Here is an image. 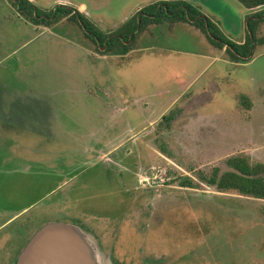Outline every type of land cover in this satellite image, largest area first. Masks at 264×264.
<instances>
[{"label":"rangeland","instance_id":"obj_1","mask_svg":"<svg viewBox=\"0 0 264 264\" xmlns=\"http://www.w3.org/2000/svg\"><path fill=\"white\" fill-rule=\"evenodd\" d=\"M64 1L33 3L89 11L111 33L178 0ZM184 1L230 40H247L251 13L238 0ZM256 39L251 62L236 64L194 26L162 24L138 36L129 58L100 63L104 48L79 25L37 27L0 0V264H17L56 223L93 236L103 264H264V200L201 180L228 171L241 146L264 150V23ZM242 96L257 108L251 122ZM186 179L196 188L181 187Z\"/></svg>","mask_w":264,"mask_h":264},{"label":"trees","instance_id":"obj_2","mask_svg":"<svg viewBox=\"0 0 264 264\" xmlns=\"http://www.w3.org/2000/svg\"><path fill=\"white\" fill-rule=\"evenodd\" d=\"M11 1L20 16L34 26L50 28L62 22L79 25L87 39L94 45L106 48L104 52H99L103 56H128L135 50L133 44L138 36L152 26L189 24L200 30L214 47L226 50L231 62L247 64L253 57H251L253 40L256 46V35L261 24L264 23V0H238L251 13L247 40L240 44L230 40L217 23L190 2L160 1L139 11L119 29L107 33L75 8L58 5L53 10L44 11L30 0ZM241 99L245 109L250 111L253 106L251 100L247 96H242ZM180 113V110H174L170 115L165 116L161 121V127L170 130ZM161 150L163 155L171 158V154L166 149ZM227 166L229 170L226 172L215 169L211 177L202 176V182L216 188L219 192L235 191L242 196L264 200V163L255 162L249 154L242 153L230 157L227 160ZM180 186L194 189L196 183L192 179H186Z\"/></svg>","mask_w":264,"mask_h":264},{"label":"water","instance_id":"obj_3","mask_svg":"<svg viewBox=\"0 0 264 264\" xmlns=\"http://www.w3.org/2000/svg\"><path fill=\"white\" fill-rule=\"evenodd\" d=\"M254 46L253 40L251 57ZM17 264H103V257L94 237L82 228L56 223L46 225L31 239Z\"/></svg>","mask_w":264,"mask_h":264},{"label":"crops","instance_id":"obj_4","mask_svg":"<svg viewBox=\"0 0 264 264\" xmlns=\"http://www.w3.org/2000/svg\"><path fill=\"white\" fill-rule=\"evenodd\" d=\"M32 2H35V0H31ZM59 2L60 3H62V2H64V4H66L67 3V1H64V0H59ZM77 10H79L80 11V9L79 8H77ZM82 11V10H81ZM82 13L83 14H85V15H87V17H88V19H90V21L91 22H93L96 26L97 25H100V24H102L103 22H101V21H94V18H93V15L89 12V11H82ZM220 27V26H219ZM222 30V29H221ZM104 31V30H103ZM115 31V30H114ZM147 31V30H146ZM144 34V33H143ZM142 34V35H143ZM141 35V36H142ZM59 38V37H58ZM241 43H244V42H240V44ZM137 49L135 48V50L133 51V52H131L129 55H128V58H129V56L130 55H132L135 51H136ZM224 51H226V50H224ZM107 57L108 56H99V55H97V61H99L100 63H102L103 61H105V60H108L107 59ZM118 57V56H117ZM101 72V71H100ZM99 87H102V86H99ZM90 90H92V91H90L91 92V94L93 95V97H97L98 96V92H96L94 89H91L90 88ZM103 91V90H102ZM93 92V93H92ZM104 92L108 95V97H109V94L107 93V87H104ZM184 108V107H183ZM257 113V108L255 107V105L253 104V106H252V109L250 110V111H247V113H246V116L248 117V119H249V122H251L252 121V116L254 115V114H256ZM264 114V113H263ZM187 116V119H186V122H189V124H186V128H187V130H192V128H194V122H196L197 121V119L199 118V115L197 114V115H193V116H191V115H186ZM188 116H190V117H188ZM156 117V116H155ZM151 119H153V117H151L150 118V120L148 121V122H150L151 121ZM159 119V118H158ZM157 119V117L156 118H154V120H158ZM148 122H146V123H148ZM204 128H202V130H203ZM128 130H129V132H128V134H134V131H135V127L133 126V124H131L130 122H129V120H128ZM123 145V144H122ZM220 148V147H219ZM236 148V147H235ZM235 148H233V149H235ZM239 148H243L244 149V153H246V154H249L251 157H252V159L253 160H255V161H257V162H260V163H264V156L262 157L261 155H260V153H262V151H264L259 145H253V146H241V147H239ZM233 149H228L229 151H231V150H233Z\"/></svg>","mask_w":264,"mask_h":264},{"label":"flooded vegetation","instance_id":"obj_5","mask_svg":"<svg viewBox=\"0 0 264 264\" xmlns=\"http://www.w3.org/2000/svg\"><path fill=\"white\" fill-rule=\"evenodd\" d=\"M87 232V231H86ZM10 261L8 259H5V264H11L9 263ZM18 262V261H17Z\"/></svg>","mask_w":264,"mask_h":264}]
</instances>
